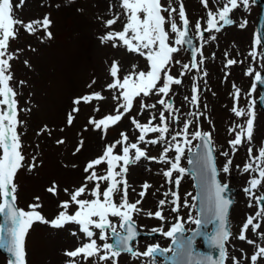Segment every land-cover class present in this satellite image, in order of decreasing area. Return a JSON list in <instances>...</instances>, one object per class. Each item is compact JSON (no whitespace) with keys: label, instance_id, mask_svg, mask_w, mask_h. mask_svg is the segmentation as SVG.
Segmentation results:
<instances>
[{"label":"snow or ice","instance_id":"obj_1","mask_svg":"<svg viewBox=\"0 0 264 264\" xmlns=\"http://www.w3.org/2000/svg\"><path fill=\"white\" fill-rule=\"evenodd\" d=\"M68 2L71 3L73 0ZM176 2L179 3V25L174 18L177 8L173 6V0H167L166 6L162 0H120L119 7L126 23L121 31H106L100 37V42L102 44L110 42L113 48L123 47L129 54H138L147 61L148 67L146 71H135L137 65L133 64V71L121 79L120 62L114 59L109 68L112 82L105 87L112 91V99L118 102L116 114L106 115L98 120L90 117L88 125L94 126L93 130L106 132L110 126L117 125L126 114L133 110L134 101L137 98H140L138 115H142L148 109L156 108L157 104L162 106L163 110L159 111V123H154L155 115H151L147 123H140L136 117H131L132 125L139 132L136 142L129 143L128 135L121 132V139L105 145L102 155L91 159L84 167L83 171L87 175L82 185L71 193L67 188L64 189V192L70 195V202L61 201L58 205L61 210L54 218L48 220L41 211H38L42 208L39 197H34L36 203L29 204L28 210L17 206L18 185L15 183V177L19 170L25 167L26 157L22 153L23 145L18 132L22 122L18 119L17 93L10 83L13 80L10 61L15 57L8 49L10 40L17 37V25L29 35L42 32L41 41L51 39L52 20L49 14H45L40 19L25 23L13 16L14 6L10 0H0V218H2L0 219V250L12 257L9 264H26V236L36 223L56 230H61L69 224L78 226L79 234H82L86 242L73 250L64 252V255L69 258L66 264H81V259L84 264H119V258L122 255H128L132 261L140 260L141 264H158V257H162L167 264H226L229 260L226 245L230 239H238L255 247L254 253L250 255V264H258V261L264 259V246L246 236L249 229L253 234H258V229L261 228L260 221L264 218V203H262L264 194L257 195V191L264 185V146L259 148L257 155H253V148L250 146L256 119L255 100L248 101L247 109L238 107L241 90L233 85L234 105L231 111L235 117L246 116L247 119L244 123L229 128V133L234 132L235 137L228 141V145L232 156L236 154L239 146L245 143L249 145L247 148L249 162L244 164L242 172L253 175L247 181L243 191L249 197L248 207H253L251 202L253 200L257 207L255 214L247 217L238 235L234 236L229 223L233 201L226 195L229 186L218 179L219 172L230 173L233 160L228 151H222L220 155L224 156L226 161L222 168H217L214 157L216 149L212 143L211 133L200 130V118L205 113L199 110L201 89L196 78L193 79L190 100L185 96V100H188L192 108L196 109V111H189L187 115L194 117L195 120L186 119L179 130L170 127V123H178L180 117L177 115L179 109L174 108L169 98L172 86H179L182 83L181 78H174L169 74L173 62L181 64L178 60L174 61V54L182 50L190 51V63L181 65L179 77L195 70L200 79L206 78L208 73L204 68L206 60L203 55L204 45L217 39V36L212 33H220L225 27L236 23L231 16L234 11L240 8L248 11L256 0H212V3L216 5L215 11L209 8L208 0H200L208 9L206 27L202 28L201 21L198 19L194 26V34L190 29V21L183 0H176ZM23 4L24 0H20L17 7L22 8ZM164 13H167V16ZM120 18L121 14L117 13L113 18L104 21V27L111 28ZM246 24L245 20L239 24V27L244 28ZM166 25L169 26L167 29ZM205 33L209 35L205 37ZM194 37L200 42L199 45L194 44ZM261 43V38L257 36L253 49L248 54L253 61H256L258 56L264 58V52L258 53L255 47ZM212 56L214 58L215 53ZM224 61L225 69L242 63L237 59L229 58L228 52L224 53ZM253 73L249 96L256 91L257 84L264 85V76L260 71H255L251 66L245 71V75L248 76H252ZM228 74L225 71V76ZM95 82L93 80L92 84ZM92 84L88 87L91 88ZM152 95H156L158 100L156 103L146 104L144 98ZM104 99L101 92L76 97L72 101L74 107L67 115V125L73 124V113L79 112L81 103L88 105L94 100ZM260 99L264 101V93L261 94ZM204 109H207V104L204 105ZM94 110L99 111L98 108ZM193 123L196 124V130L190 132ZM60 131L64 129L61 128ZM44 133L51 135L47 125L43 126L37 135ZM153 133L158 136L146 139ZM193 141L198 142L193 146ZM56 143L62 145L65 141L58 139ZM83 144L81 140L73 155L81 150ZM141 144H144L145 148L140 147ZM158 144L163 145L159 157L148 156L147 146ZM117 145L121 146L122 154H115L114 149ZM186 151L189 154L187 159L189 168L181 166ZM170 152L175 153L174 157L169 156ZM31 159L32 162L27 165L29 172L37 167V157L33 156ZM142 159L168 165L161 170L162 176L165 178V183L172 184L177 189L164 191L163 198L158 200L155 211L145 210L142 207L143 200L153 185L145 181L136 193V189L132 188L127 180L129 167L138 164ZM105 164L107 166L105 174L98 175L97 166ZM187 174L195 180L197 191L195 195L187 193L181 204L178 188L182 178ZM104 182L107 186L102 190ZM89 184H94L90 190ZM130 188L138 195V199L134 202H130L129 199ZM46 191L58 195V185L53 182ZM159 191L158 188L157 192ZM85 194L91 198H82ZM117 196L119 202H117ZM188 197L191 198V203ZM71 205H75V211L69 214ZM166 205H170V213L175 214L174 223H169L168 216L165 215ZM181 207L188 209L186 220L179 215ZM193 209H195L194 213ZM139 215L160 222L159 226L151 228L147 234H159L169 239L168 247H161L159 243L148 244L141 252L134 246L140 235L134 217ZM166 224H168L167 230H165ZM186 224L195 225V228H186ZM209 226H211L210 231ZM186 232L191 234L186 235ZM71 234L74 237L78 235L76 231ZM259 235L264 238V233ZM197 237H203L208 247L216 251V255L196 251L194 243ZM240 251L243 254L245 250L240 249ZM230 259L231 264H244L235 255Z\"/></svg>","mask_w":264,"mask_h":264},{"label":"rangeland","instance_id":"obj_2","mask_svg":"<svg viewBox=\"0 0 264 264\" xmlns=\"http://www.w3.org/2000/svg\"><path fill=\"white\" fill-rule=\"evenodd\" d=\"M174 1L176 2V0H173V4ZM10 2L14 6L13 16L25 23L40 19L45 14H49L52 20L50 28L52 33L51 39L41 41L42 32L36 35H29L22 27L17 25V37L10 40L8 49L15 57L10 61V72L13 75V80L10 83L17 93L18 119L22 122L18 127V132L20 133L23 145L22 153L26 157L25 167L19 170L15 177V183L18 185L17 205L20 209L28 210V205L32 198L33 203H36L34 197H39V203L43 204L44 202L41 199L46 195L51 197L54 205L55 203L59 205L61 201H69L70 195L64 192L65 188L71 193L82 185L84 177L87 175L83 171L84 167L91 159L102 155L105 145L112 144L121 139V132L128 135L129 143L136 142L139 132L132 125L131 117H136L140 123H147L150 116L155 115L156 119L154 123H159V111L163 109L162 106L157 104L156 108L148 109L142 115H138L140 113V98H137L134 101L133 110L126 114L117 125L110 126L106 132L103 130H93L94 126L88 125L90 117L98 120L106 115L116 114L118 102L112 99V91L107 90L105 87L106 84L112 82L109 68L114 59L120 62L121 71L119 76L121 79H123L124 75L133 71V64L137 65L135 71H146L148 67L147 61L138 54H129L123 47L113 48L110 42L107 44L100 42V37L106 31H121L124 23H126V19L119 7L120 0H73L71 3L68 0H24L22 8L17 7L20 0H10ZM183 2L189 10L192 25L195 26L196 21L199 19L202 28L206 27V9L200 0H183ZM162 3L166 6L167 0H162ZM210 3H212V0H208V6ZM210 9L215 11L216 5L212 3ZM253 10L254 7L252 5L248 11H244L243 8L236 10L234 13L236 21L240 24L246 20V27L239 28V25L234 27L229 26L230 28L226 29V32L221 33L216 40L212 41L220 44L219 56L216 54V57H220V61L223 59L222 53L227 52L225 49L227 47H231L229 51L232 52V55L234 54V46L250 48L251 30L254 24ZM117 13L121 14L120 20L111 28L106 29L104 21L113 18ZM164 15L167 16V13H164ZM176 17H178L177 14ZM168 27L166 25V29ZM216 50H208V62L204 65L206 71L210 68L215 72L209 73L204 79H200L196 71L179 77V73L182 70L181 65L184 64L186 56L184 50L174 55V61L178 60L181 64L173 62L170 66L169 74L173 75L174 78H181L182 83L179 86H172L169 96L174 108L179 109L177 115L180 117L178 123H170L172 129L179 130L182 128L183 122L186 119L195 120L194 117H189L187 113L189 111H196V109L190 108L189 101L185 100V96L189 97L190 100L194 78H196V82L201 89L199 110L202 112L205 111V104H207V107L209 106V101L216 102V98L212 97L215 93H212V91L223 93V98L219 100L223 102L226 99L225 93L233 90L234 84L241 91L245 90V85L248 84L249 78L243 76L234 77V75H239L242 71L233 74L225 69L224 65L221 66L218 60L210 61V52ZM230 58L240 61V58H236V55ZM237 66L240 69L242 68L241 65L236 64L235 70H237ZM225 71L229 73L227 76H225ZM250 78L249 85L251 86L253 75ZM93 80L96 81L95 84H92ZM21 81L24 83L21 84ZM160 83L162 84V81ZM90 84H92L91 88L88 87ZM57 87L59 88L58 94H60L63 105L59 108H54L55 103H58V96L52 98L50 93L52 90H56ZM203 88L204 90H202ZM92 92H101L105 99L101 101L94 100L88 105L81 103L79 105V112L73 113V124L71 126L67 125V115L74 107L72 101L76 97L91 94ZM250 99L248 96L243 95L240 98V103H248ZM157 100L158 97L156 95L144 98L146 104L156 103ZM222 102H219V104H222ZM97 108L99 109L98 112L94 110ZM165 115L167 116V113ZM230 116V119H226L227 121H223L220 124L221 129L218 130V133L215 124L202 123V116L200 118V130L211 133L219 169L222 168L226 161V158L220 155L222 151H228L232 157L233 163L230 173L224 174L221 171L219 176L223 182L231 186L240 187V192L236 195V201L232 205L229 215L231 231L236 236L247 217L255 214L257 207L254 200L251 201L253 207H248L250 202L249 197L243 191L244 187L247 186V181L253 175L242 172L244 164L249 162L247 143L239 146L234 156H232L228 145V141L234 135V133L230 134L228 131L230 128L228 125L232 118ZM240 120L243 121V118ZM226 123L227 129L225 128ZM45 125L51 130V135L44 133L38 136L37 132ZM61 128L64 131H60ZM195 130L196 124L193 123L190 127V132H194ZM156 136L158 134H149L146 139H153ZM253 138L256 141L263 142V145H257L253 149V155H257L259 148L264 146V112L260 111L258 118L256 117L255 119ZM58 139H63L65 143L58 145L56 143ZM81 140L84 142L83 147L73 155L76 146ZM195 142L193 141V146ZM140 147L145 148V145L141 144ZM162 148L163 145L159 144L148 145L146 148L147 155L158 158ZM114 152L115 154H122L121 146L117 145ZM174 155V152L169 153V156L174 157ZM33 156L37 157V167L29 172L27 165L32 162L31 158ZM185 156L181 161V166L183 167L186 166ZM76 164L78 165L75 166ZM237 166L241 168L238 170L239 174L234 172L236 168H239ZM106 167V164L97 166L96 171L98 175L105 174ZM167 167L168 165L149 162L144 159L138 164L129 167L127 180L132 188L136 189V193H138L140 185L145 181L153 185L143 200V209L154 211L158 200L163 198L162 194L164 191H168L169 189L177 190L174 185L165 183L161 170ZM68 170H73L71 175L66 173ZM53 182L58 185V195H53L46 191ZM93 186L94 184H89V190ZM106 186V182L102 183V190ZM158 188L160 189L159 192H157ZM136 193H133L131 188L129 189L130 202L138 199ZM178 193L181 197V204L187 193L194 195L193 186L187 175L182 178ZM261 194H264V185L257 191V195ZM82 198L90 199L91 197L85 194ZM116 199L119 202L118 196ZM188 200L189 203L192 202L190 197H188ZM55 210V207L51 212L46 210L45 207L38 209V211H42L44 216L48 217ZM74 211L75 205H71L69 214ZM164 211L165 215L168 216L169 223H174L175 214L170 213V205H166ZM194 212L195 209H193ZM179 215L186 220L188 209L181 207ZM134 219L141 229L148 231L160 224L158 220L148 219L143 215H139V217L135 216ZM113 220L115 221V218ZM260 223L261 228L258 229V234H253L249 229L246 236L264 246V238L259 235V233H264V218L261 219ZM185 226L186 228L192 227L190 224H186ZM167 227L168 224L165 225V230H167ZM73 231H76L78 235L74 237L71 234ZM45 238L49 241L51 239L52 242L50 244L53 246L54 251L62 255V258L58 259L57 264H66L69 258L63 254L68 248L74 249L82 241L86 242L82 234H79L78 226L76 225L69 224L61 230H56L52 227L36 223L26 236V264H46L49 253L48 250L42 248V241ZM155 243H159L161 247H168L169 245L168 239L159 235L152 240L148 238L139 239L135 242V246L143 252L146 245ZM226 247L229 254V260L226 264H231L230 258L233 255L241 259L244 264H250V255L255 251L253 245L241 242L238 239H230ZM240 249L245 250L243 254ZM0 264H8L7 258L1 253ZM81 264H84L82 259ZM119 264H124V255L119 258ZM258 264H264V259L258 261Z\"/></svg>","mask_w":264,"mask_h":264},{"label":"bare ground","instance_id":"obj_3","mask_svg":"<svg viewBox=\"0 0 264 264\" xmlns=\"http://www.w3.org/2000/svg\"><path fill=\"white\" fill-rule=\"evenodd\" d=\"M58 90H59V88L57 87L56 90H52V92L50 93L52 98H54V96H58V103L57 104L55 103L54 108H57V107L59 108L60 106L63 105V102L60 99V94H58ZM223 96H224V94L222 93L221 98H223ZM214 114L216 115V120L218 122V130H219V129H221L220 128L221 125L219 126V124H221L223 121H225V119L228 117V114L226 113L225 108H219L218 107V103L216 104V107L214 109ZM50 150H52V149H50ZM77 165L78 164H76L75 166H77ZM72 171L73 170H68L66 173L71 175ZM32 200H33V198H32ZM32 200H30V204L33 203ZM41 201L44 202L42 204V207H45V209L48 210L49 212L53 211L54 207L56 208V210L54 211V213H52V215L50 217L45 216L48 220H51L52 218H54L58 214L57 213L58 203H55V205H54V202L52 201L51 197L48 195L43 197V199H41ZM69 202H70V197H69ZM42 242H43L42 248L45 250H48V253H49V258H48L46 264H57L58 259L62 258V255H59V254H57V252L54 251L53 246L50 244L52 242V240L50 239V241H49L47 238H45Z\"/></svg>","mask_w":264,"mask_h":264},{"label":"water","instance_id":"obj_4","mask_svg":"<svg viewBox=\"0 0 264 264\" xmlns=\"http://www.w3.org/2000/svg\"><path fill=\"white\" fill-rule=\"evenodd\" d=\"M190 167V166H189ZM196 183V182H195ZM202 239H203V241H204V243H205V248H208V245H207V243H206V241L204 240V238L203 237H201ZM198 252H200V253H204V254H209V253H211V254H213L214 256L216 255V251L214 250V249H208V250H197Z\"/></svg>","mask_w":264,"mask_h":264}]
</instances>
